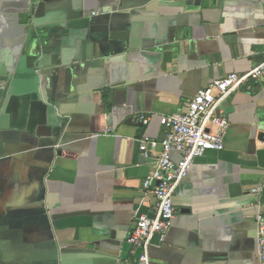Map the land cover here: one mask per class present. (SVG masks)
<instances>
[{
    "label": "crops",
    "instance_id": "1",
    "mask_svg": "<svg viewBox=\"0 0 264 264\" xmlns=\"http://www.w3.org/2000/svg\"><path fill=\"white\" fill-rule=\"evenodd\" d=\"M262 62L264 0H0V264H144L127 237L155 215L160 118ZM222 112L150 264H260L264 80Z\"/></svg>",
    "mask_w": 264,
    "mask_h": 264
},
{
    "label": "built area",
    "instance_id": "2",
    "mask_svg": "<svg viewBox=\"0 0 264 264\" xmlns=\"http://www.w3.org/2000/svg\"><path fill=\"white\" fill-rule=\"evenodd\" d=\"M262 80L264 62L245 72H231L199 90L189 100L184 112L160 118L165 136L157 165L143 184L155 198V215H138L127 237L128 243L143 249L140 259L144 264H150L148 251L154 236L159 235L164 240L174 225L177 214L174 194L177 186L189 175L195 159L208 150L224 148L230 125L229 119L222 114L225 102L234 92L243 87L250 89L252 82ZM140 119L145 124L150 122L147 116ZM152 143L155 141L146 135L140 140V149L146 152ZM174 151L182 153L178 162L172 157ZM252 192L260 196L264 192V182L253 187ZM256 224L259 261L264 264V210L257 212Z\"/></svg>",
    "mask_w": 264,
    "mask_h": 264
}]
</instances>
